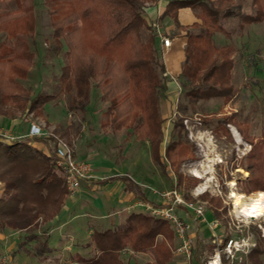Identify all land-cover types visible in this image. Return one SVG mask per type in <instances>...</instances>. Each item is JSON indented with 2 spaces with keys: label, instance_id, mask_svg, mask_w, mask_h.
<instances>
[{
  "label": "trees",
  "instance_id": "16d2710c",
  "mask_svg": "<svg viewBox=\"0 0 264 264\" xmlns=\"http://www.w3.org/2000/svg\"><path fill=\"white\" fill-rule=\"evenodd\" d=\"M44 1L53 28L52 38L58 44L64 42L67 48V62L61 67L57 92L34 96L23 84L34 59L29 41L35 34L34 1L0 0V116L14 117V112L20 111L21 122L29 115L44 117L45 105L57 98L58 93L64 98L65 111L80 116L82 122L92 89L100 88L101 99L109 102L105 111L108 120L102 126L114 123L115 129L127 127L137 138L149 143L152 157L159 165L175 166L182 145L179 130L182 123L174 121L176 139L171 137L160 154L161 124L165 118L159 109V98L166 90L165 67L155 47V27L144 17L146 3L157 0ZM183 7L192 9L201 22L186 29L185 58L178 76L181 93L192 102L195 98H222L226 102L233 94L230 82L235 49L231 44H218L216 36L229 35L224 23L231 18H239L240 28L264 21V0H249V3L247 0H167L158 20L169 17L176 22L177 11ZM234 116L218 119L216 126H222L218 129L227 131L226 123L239 127L241 123ZM51 132L53 135L23 137L10 143L0 141V182L3 183L0 232L42 225L46 232L48 222L64 205L69 193L53 164L58 129ZM60 135L69 140L66 130ZM32 143L44 145L48 152H42ZM256 155V175L246 179L253 190L264 189L258 185L264 182V140ZM175 177V185H180L182 174L177 172ZM186 181L190 183V179ZM127 182V189L147 199L141 187ZM25 238L33 240L34 236L28 234ZM175 240V231L166 220L131 212L122 225L94 231L93 255L75 256L73 262L124 264L122 254L127 248L134 253H149L153 264H169ZM41 246L45 253L50 250L47 239ZM197 252L192 248L191 263L204 264L199 262ZM11 254L14 256L15 252ZM1 258L0 252V264H6ZM246 260L248 264H264V247L253 246ZM130 261L126 264H131Z\"/></svg>",
  "mask_w": 264,
  "mask_h": 264
},
{
  "label": "rangeland",
  "instance_id": "374dc122",
  "mask_svg": "<svg viewBox=\"0 0 264 264\" xmlns=\"http://www.w3.org/2000/svg\"><path fill=\"white\" fill-rule=\"evenodd\" d=\"M33 1L36 26L35 34L29 41L34 59L23 84L34 96L55 94L61 67L67 62V48L64 42L58 44L52 38L53 28L45 1ZM148 4L146 3V6ZM224 25L229 35L218 33L216 42L231 44L235 49L232 55L234 65L230 82L233 94L230 98L226 102L222 98H195L192 102L189 97L180 93L171 105L166 100V95L159 98V109L165 118L161 124L162 154L164 144L168 143L171 137L176 139L174 121L182 123L179 128L182 133V145L177 153L175 166H160L153 157L151 163L149 143L137 138L127 127L115 129L114 123L102 126V123L108 120L105 111L109 102L101 99L100 88H93L91 91L85 121L81 122L80 116L65 111L64 98L58 93L57 98H52L45 105L44 117L29 115L27 118L44 122L46 131L54 132L57 128L58 139L70 142L71 148L74 142L77 144L82 140L85 144L87 141L92 147H85L83 151H101L103 159L108 158L114 168L122 171L129 179L137 181L147 195L155 192L156 196H160L165 189L176 188L187 201L200 204L208 218H215L219 222L218 231L222 232L223 236L245 238L248 247L245 258L242 262L233 264H248L246 256L250 249L255 245L264 247V214L249 217L239 212L234 194L243 195L242 200L249 203L257 192H264L262 187L253 190V185L246 182L248 177L253 178L256 175V150L264 140V21L240 28L239 18L236 17L225 21ZM182 104H185V107H182ZM14 113V117L22 119L20 111ZM231 114H235L234 120L241 123L239 127L237 124L226 123L227 131L219 130L222 126H216V121ZM67 118L74 125L66 128L64 123ZM63 128L68 132L69 140L60 135ZM84 129L87 130L86 136L83 135ZM114 136L120 140H115ZM49 144L51 148L54 145L53 142ZM124 150H129L125 156L122 153ZM85 161L91 165L100 163L99 159L93 158ZM177 172L183 176L180 185H175ZM186 179H190V183H187ZM2 184L0 182V196ZM258 185L264 186V182ZM99 203L104 204L105 201L103 196L97 194L89 197L88 204H71L62 208L57 216L48 222L49 228L54 229L47 244L50 250L46 253L45 248L41 246L45 240L43 225L28 230L8 229L6 232H0L1 261L6 264H70V261L76 260L72 254L77 251L85 257L93 255L94 250L85 246V243L90 241L89 230H97L101 222L107 224L111 220L99 218L103 215L98 208ZM135 211H140V208ZM86 212L93 214L94 218L86 216ZM188 225L187 233L192 248L198 250L199 262L206 264L214 253L215 244L211 237L205 239L201 236L197 246L194 241L196 237L190 234L195 232L197 235L198 231L194 227L191 228L189 223ZM28 234L34 236V239L27 241L25 236ZM177 243L178 240H175L174 246L172 245L169 264H196L176 253ZM13 251L14 256L11 254ZM57 258L58 263L55 262ZM122 259L124 264L128 260H131V264H153L149 253H134L127 248L123 251Z\"/></svg>",
  "mask_w": 264,
  "mask_h": 264
},
{
  "label": "crops",
  "instance_id": "0c3cea01",
  "mask_svg": "<svg viewBox=\"0 0 264 264\" xmlns=\"http://www.w3.org/2000/svg\"><path fill=\"white\" fill-rule=\"evenodd\" d=\"M166 4H167V0H157L155 3L148 4L145 8L144 17L148 23L154 25L155 27L156 36L154 43L158 51L159 57L165 67V74H164L165 84H166L165 95H166V100L171 105V102L172 101L174 102V100H176L175 97L181 93V86L178 76L182 70V66L185 58L184 48L186 44V29L193 23H200L201 20L195 15L194 11L189 7H183L178 9L176 22L169 17H165L161 20H158V18H160L163 11L165 10ZM164 38L169 39L170 42L168 45L163 44ZM31 120L32 119L27 118L24 122H21V120H19L17 117L0 116V127L9 129L15 135H25L29 130V124ZM71 123H72L71 120L67 118V122H65L64 125L67 128L68 125H70ZM85 125H87L86 122ZM62 130H64V128ZM86 132L87 130L85 131L84 129L83 132L84 136H86ZM28 138H33V137H28ZM114 139L118 140L119 137L116 138L114 136ZM32 144L34 147L42 150V152L44 153L48 152L47 148L44 147V145L40 143H32ZM85 147L90 148L92 146L87 141L85 142V144L82 142V140L80 141V143L77 144L74 142V146L72 147L73 155L74 157L81 160H87L88 158L99 159L100 163L92 164L93 173L95 174L96 178H91L81 181L78 190L73 195L71 194L67 195L62 208H67L71 204L72 205L78 203L88 204L89 197H91L92 195L97 196L98 194L103 196L105 203L104 204L99 203V207H98L101 209L103 215L99 216V218L101 220L103 218H109L111 220H109L107 224H104L102 222L100 223L97 230L101 231L106 228L116 227L117 226L116 223L122 224L125 218L127 217V215L131 213L128 212L126 208L130 204H133L138 200H142L151 205L160 204L163 202L159 195L156 196L157 193L152 192L151 194L147 195L146 192L143 190L142 186L137 181L133 179H129L128 176L124 174L122 171H120L117 168H114L113 163L107 160L108 158L103 159V154L101 153V151L100 152L98 150L83 151ZM148 150H149L148 151L149 159L152 163L153 160H152L151 150L150 148ZM128 152L129 150H124L122 153H124L125 156V153L127 154ZM160 154H162V152H160ZM116 155L114 156V162L116 161L115 160ZM122 177H125L129 181H132L136 183L139 187H141L143 194L147 199H143L137 196L134 193V191L127 189L126 185L128 183L127 182L128 180L126 181L125 179H122ZM178 211L181 217L184 218V220L190 224L191 228L194 227L196 228V231H198L197 235L195 234V232H192L190 234V236L194 235L196 237L194 241H196L197 246L200 243L199 239H201L202 237L205 239L210 238L211 235L210 230L208 229L205 223L201 222L195 216L192 210H178ZM134 212H141V211H134ZM123 213H125V215H123ZM85 215L92 216L94 218L93 214H91L90 212L89 213L86 212ZM114 217H116L115 220ZM49 227L50 225L48 224V229L46 232H44L45 239H47V244L51 236V233L54 229V227L51 228ZM94 231H96L95 228L89 230L88 234L90 237V241L85 243V246L87 248H91L92 251L95 250V247L92 243L93 241L91 240ZM72 255H74L73 257L82 256L78 251ZM58 261H59L58 258L55 259V262L58 263Z\"/></svg>",
  "mask_w": 264,
  "mask_h": 264
},
{
  "label": "built area",
  "instance_id": "2783aa9c",
  "mask_svg": "<svg viewBox=\"0 0 264 264\" xmlns=\"http://www.w3.org/2000/svg\"><path fill=\"white\" fill-rule=\"evenodd\" d=\"M169 39H163V44L168 45ZM52 134L45 130L44 122L32 119L29 130L25 135H15L9 129L0 127V141L10 143L23 137L46 136ZM53 164L63 177V184L69 194L73 195L79 188L80 182L96 178L92 165L85 160H78L73 155L72 148L62 139H58L54 147ZM161 206H153L142 200L130 204L126 210L134 212L137 208L154 218L166 220L175 231L178 240L176 253L185 260L192 256V243L188 236V223L179 215L178 210H192L195 216L206 224L211 232L210 237L215 244V250L206 264H233L242 262L247 253L245 238H227L218 231L219 222L215 218H208L200 204L187 201L183 194L176 188L161 192ZM74 264V262H70Z\"/></svg>",
  "mask_w": 264,
  "mask_h": 264
},
{
  "label": "bare ground",
  "instance_id": "6f19581e",
  "mask_svg": "<svg viewBox=\"0 0 264 264\" xmlns=\"http://www.w3.org/2000/svg\"><path fill=\"white\" fill-rule=\"evenodd\" d=\"M235 204L239 206V212L249 217H256L264 214V192H257L256 196L251 201L244 202L242 200L243 195L234 194Z\"/></svg>",
  "mask_w": 264,
  "mask_h": 264
}]
</instances>
